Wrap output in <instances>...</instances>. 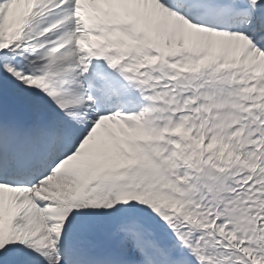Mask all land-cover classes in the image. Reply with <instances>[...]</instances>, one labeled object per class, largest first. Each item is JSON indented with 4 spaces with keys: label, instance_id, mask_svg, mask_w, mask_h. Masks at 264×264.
<instances>
[{
    "label": "snow or ice",
    "instance_id": "1",
    "mask_svg": "<svg viewBox=\"0 0 264 264\" xmlns=\"http://www.w3.org/2000/svg\"><path fill=\"white\" fill-rule=\"evenodd\" d=\"M0 264H264V0H0Z\"/></svg>",
    "mask_w": 264,
    "mask_h": 264
}]
</instances>
